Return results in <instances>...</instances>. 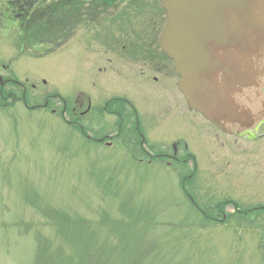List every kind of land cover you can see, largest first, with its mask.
Returning a JSON list of instances; mask_svg holds the SVG:
<instances>
[{"label":"rangeland","instance_id":"obj_1","mask_svg":"<svg viewBox=\"0 0 264 264\" xmlns=\"http://www.w3.org/2000/svg\"><path fill=\"white\" fill-rule=\"evenodd\" d=\"M7 1L0 63L19 88L0 95V264H264V221L247 212L264 203V122L222 132L189 111L171 62L166 81L151 71L160 0H18L11 11ZM77 99L92 109L122 99L153 146L180 143L182 155L185 143L195 160L149 162L123 136L108 148L87 140L62 112ZM114 121L91 116L84 132Z\"/></svg>","mask_w":264,"mask_h":264},{"label":"water","instance_id":"obj_2","mask_svg":"<svg viewBox=\"0 0 264 264\" xmlns=\"http://www.w3.org/2000/svg\"><path fill=\"white\" fill-rule=\"evenodd\" d=\"M159 44L191 109L228 129L264 120V0H161Z\"/></svg>","mask_w":264,"mask_h":264},{"label":"flooded vegetation","instance_id":"obj_3","mask_svg":"<svg viewBox=\"0 0 264 264\" xmlns=\"http://www.w3.org/2000/svg\"><path fill=\"white\" fill-rule=\"evenodd\" d=\"M94 1V0H92ZM82 4V3H81ZM101 37V36H100ZM158 48H159V54H157V52L154 54V52L152 50L150 51V55L148 56V58L150 57V64H148V67L150 69H152L151 71H155L158 72L160 74H163L164 78L161 80H165L168 77H171L172 74L170 72V65L166 62V64L164 65V61H162V58H165L166 60H168L169 62H171V64L173 65L172 61L165 55L163 54V52L161 51V48L159 46V42H158ZM140 50H138V52L140 53L141 51L144 52V58H140V61H144L146 60L147 56H146V48L145 47H139ZM135 52V51H134ZM154 55V56H153ZM165 55V56H164ZM6 69L8 70V72L6 71ZM7 73H11L13 72L12 69H10L9 65L6 64H1L0 63V95H3L4 92V88L7 85H11V87H8V89L6 88V94L12 95L14 94V89L17 87V84L13 85V83H17V80H15L13 77L8 78V74ZM2 73L7 74L6 77L2 76ZM9 73V74H10ZM155 82H157L160 78L156 75L151 77ZM15 86V88H14ZM21 92H22V100L24 101L25 105H27V97L28 95H24V92H26L27 90L25 88H20ZM15 95V94H14ZM115 100V101H114ZM111 101H106L104 105H102V107H97L98 109H92L91 107V102L88 104V102L85 103L83 101L79 102V100L77 99L75 101V103L79 104V108H77L76 106H73L72 108L69 107V110L67 108V104L63 102L62 104V112H68L71 115V121H68L69 124H75L76 127H79V129L81 130V132H84V128L85 126L83 125V122L87 125L88 123V119H90L91 121V116H93V119H96L101 115H110L111 117H113L115 119L114 123H117V128L114 126L112 123L108 124V127H106L105 130V125L100 126V125H96L95 126V131L96 134L94 136H92L93 138H95L96 142H107L110 143L111 145L115 144L116 140L118 141V139H123L126 143H131L130 141H138V145H136L138 153H133V154H137L138 156H144L145 158L149 157L148 161H152L153 160H161V161H165L167 164H170L172 162H178V163H184L186 161V158L190 157L189 153H187V149L188 146L187 144H183V147H181V149L183 148V154L180 155L179 153L181 151L179 144H171V149H167L165 150V146L167 147L168 145H163V147L161 146L160 148H156L155 146H153L152 141L148 140L147 136H146V127H145V123L146 120H144V118L142 116H140L138 114V110L134 108L133 105L131 104H126L125 101H123L122 99H114ZM117 101V102H116ZM49 102L48 99H45L44 105L46 106V104ZM125 102V103H124ZM55 110L53 109L52 112H54ZM61 112V113H62ZM192 112V111H191ZM88 116V117H87ZM91 124V123H90ZM88 124V126L90 125ZM90 127V126H89ZM92 128V126H91ZM128 128V129H127ZM85 135H88L87 133H85ZM89 137V136H88ZM122 139V140H123ZM152 144L153 147H151ZM129 145V144H128ZM178 145V146H177ZM187 153V154H186ZM186 155V157H184ZM136 156V155H134ZM144 158H141L140 160H143ZM261 203H257L255 205H252V209H248L247 212L251 213V214H255L257 215L258 218H260V220L264 221V203H262V201H260ZM240 207H242V205H240ZM246 213L243 214V212L240 211V216L243 217Z\"/></svg>","mask_w":264,"mask_h":264},{"label":"trees","instance_id":"obj_4","mask_svg":"<svg viewBox=\"0 0 264 264\" xmlns=\"http://www.w3.org/2000/svg\"><path fill=\"white\" fill-rule=\"evenodd\" d=\"M16 1V2H15ZM92 1V0H91ZM10 5H11V8H9L8 7V5H7V7H8V11H11V10H13V8H15L16 6H17V2H18V0H8L7 1ZM14 3V4H13ZM13 4V5H12ZM35 6V5H34ZM34 6H32V7H30V9L31 10H35L34 9ZM19 8V7H18ZM58 9V5L57 4H49L48 6H47V10L49 11V13H52V15H53V17L51 18V19H56L57 18V16H58V12H59V10H57ZM17 10V9H16ZM21 11L22 10V7H20L17 11ZM38 35H41V34H38ZM42 36V35H41Z\"/></svg>","mask_w":264,"mask_h":264}]
</instances>
